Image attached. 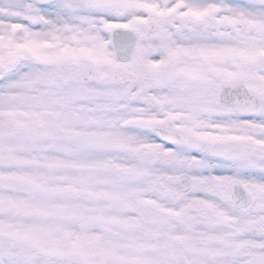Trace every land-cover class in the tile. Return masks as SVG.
Returning a JSON list of instances; mask_svg holds the SVG:
<instances>
[{"label":"snow or ice","instance_id":"6c2138e0","mask_svg":"<svg viewBox=\"0 0 264 264\" xmlns=\"http://www.w3.org/2000/svg\"><path fill=\"white\" fill-rule=\"evenodd\" d=\"M0 264H264V0H0Z\"/></svg>","mask_w":264,"mask_h":264}]
</instances>
